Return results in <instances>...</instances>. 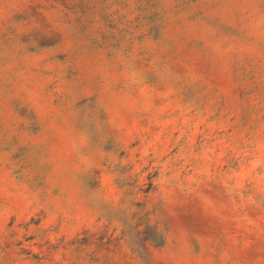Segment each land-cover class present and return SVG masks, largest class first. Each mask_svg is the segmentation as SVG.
I'll use <instances>...</instances> for the list:
<instances>
[{
  "label": "rangeland",
  "instance_id": "374dc122",
  "mask_svg": "<svg viewBox=\"0 0 264 264\" xmlns=\"http://www.w3.org/2000/svg\"><path fill=\"white\" fill-rule=\"evenodd\" d=\"M0 264H264V0H0Z\"/></svg>",
  "mask_w": 264,
  "mask_h": 264
}]
</instances>
